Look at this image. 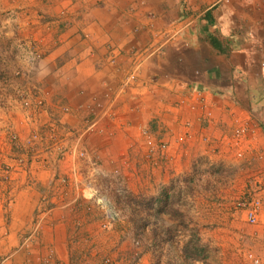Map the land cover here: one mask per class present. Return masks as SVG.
<instances>
[{
	"label": "crops",
	"instance_id": "1",
	"mask_svg": "<svg viewBox=\"0 0 264 264\" xmlns=\"http://www.w3.org/2000/svg\"><path fill=\"white\" fill-rule=\"evenodd\" d=\"M89 1L39 5L42 60L26 70L31 77L26 85L48 94L47 103L69 129L81 126L97 103L100 119L81 144L67 135L71 152L61 156L58 134L57 148L48 139L37 142L25 148L19 169L4 178L0 173V264H101L108 254L103 244L86 249L87 241L74 240L75 231H96L100 214L84 194L88 184L98 189L95 173L118 172L121 185L135 192L150 188L159 206V193L174 182L175 166L189 174L192 161L208 155L239 167L242 162L233 159L238 148L249 158L264 153V0H176V8L164 0L171 8L157 20L150 14L161 0H145L144 6L108 0L100 8ZM62 8L76 22L68 30L58 27L56 37L50 25L64 20ZM11 48L17 57L24 54L20 45ZM130 73L133 81L127 80ZM41 115L46 124V112ZM19 116L13 129L26 146L34 126ZM240 125L249 129L235 147L233 130ZM145 129L156 146L167 147L150 151ZM81 147L88 152L86 166L75 154ZM13 156L12 146L1 143L3 162L14 165ZM97 182L107 186L102 178ZM227 212L217 214L235 215ZM257 226L261 231H215L219 246L228 248L229 264L236 261L229 240L237 251L245 248L264 259L263 224ZM124 257L114 264H128Z\"/></svg>",
	"mask_w": 264,
	"mask_h": 264
},
{
	"label": "rangeland",
	"instance_id": "2",
	"mask_svg": "<svg viewBox=\"0 0 264 264\" xmlns=\"http://www.w3.org/2000/svg\"><path fill=\"white\" fill-rule=\"evenodd\" d=\"M91 1L96 5L95 7L100 8L104 7V3L108 0H90L89 3ZM172 1L176 8L177 1ZM76 2L77 0H67L64 6H73ZM114 2L120 5L125 0H114ZM131 2L141 6L148 3L145 0ZM46 3H54V0H0V130L2 132L0 144L6 145L7 142L12 146L17 154L13 156L16 162L18 159L24 160L21 155L25 154V148H31L37 142L44 143L45 139H48L44 134L48 133L51 127L56 128L54 134L60 135L59 142H62V148L71 152L67 135H72L77 141L76 132H82L86 123L85 119L81 126L76 127L77 129L67 128L58 121L59 118L54 114L55 108H51L47 103L48 94L39 92L37 86L33 88V85H26L27 80L31 78L26 70L42 60V54L37 46H40L38 40L43 35L44 19L40 18L42 13L38 9L39 5ZM165 3L161 0L159 6L163 8L157 6L156 12L152 11L153 13L150 14L151 19H162L166 15V9L171 6H166ZM64 8L59 11L60 16H64V20L57 22L58 19H54L55 24L50 25L55 27L53 31H56V35L53 36L59 35L58 27L60 30H68L76 22L73 15ZM27 41L30 42L29 49L24 45ZM12 45L14 47L20 45L24 54L20 53L17 57L15 55L17 52L11 48ZM42 112H46L44 118L46 124L51 122L47 127L42 115L40 116ZM61 112L66 114V109L61 108ZM19 114H23L26 120L29 118L34 126L28 132L26 146L22 145L18 132L13 129L14 122H20ZM150 132L151 130L149 134ZM13 135L16 136L15 139L12 138ZM37 137L38 139L31 140ZM84 138L85 136L81 142ZM66 141L69 143L66 144ZM86 150L81 147L75 153L77 159L85 166L89 158ZM81 151L85 156L79 155ZM207 156L192 161L189 174L176 166L172 169L174 182L170 188H163L159 193V206L156 203L158 196L152 194L150 188L141 192H135L131 188L126 189V186L121 185L118 172H113L111 175L101 172L93 174L92 182L98 187L93 189L96 199H88L86 193L84 194L86 199L94 203L100 218L98 216L99 221L95 223L96 231H75L78 236H75L77 238L74 237V240L87 241L86 249L95 247L99 249L103 244L104 248L100 249L108 251L104 259H108L112 264L119 261L120 254L125 256L128 264H136L141 260L144 264H229L228 248L223 249L219 246V235L215 231H261V229L258 226L248 225L240 211L231 217L226 216L227 218H221L222 215L217 214L218 209L233 214L231 202L240 197L243 190L241 179L247 176V172L244 167H237L231 161L227 166L220 163L218 158L213 160L206 158ZM91 158L90 165L95 167V161ZM233 159L237 157L234 156ZM3 164L5 162L0 158V169ZM98 178H102L107 186L101 187V183L97 182ZM102 198L108 199L119 214L108 230L101 228L104 217L98 199ZM158 209L159 214H157ZM229 241L228 251L230 254L231 249H234L235 264H243L247 250L240 247L237 251V246L233 247ZM81 244L82 242L79 243ZM94 257L98 260L100 256L96 253ZM103 260L101 264H104Z\"/></svg>",
	"mask_w": 264,
	"mask_h": 264
},
{
	"label": "built area",
	"instance_id": "3",
	"mask_svg": "<svg viewBox=\"0 0 264 264\" xmlns=\"http://www.w3.org/2000/svg\"><path fill=\"white\" fill-rule=\"evenodd\" d=\"M135 74L130 73L127 76L128 81H133L135 79ZM41 104V102H39ZM101 109V105L99 103L96 104L95 110H91V113L89 115V118L86 119L85 126H83L82 132H76V138L77 142L81 144V139L83 136H86L90 133H92L98 124V121L100 119V116L98 115L97 111ZM188 126V125H186ZM55 127H51L49 129V135L48 140L50 141V145L52 144V148H57V135L54 134ZM249 126L247 125H240L237 126L233 130V144L235 147H239L242 140L246 139L247 133H248ZM144 136L146 135L147 138V145L150 148V151L155 150L156 148H159L160 150H164L167 147L166 143H160L157 146L152 142V140L149 138V131L147 129L143 130L142 133ZM45 136V134H44ZM185 136H188L186 133ZM46 137V136H45ZM13 139L16 138L15 135L12 136ZM187 138V137H186ZM37 138H33L31 140H35ZM29 149V148H27ZM60 154L61 156L69 153V150L67 152V149L60 147ZM49 150V149H48ZM81 156H85V153L83 151L80 152ZM237 160L242 162V165L244 167L245 172H247V176H244L243 180V190L240 195V197L235 198L231 204H232V210L233 214H236L238 211H240L243 214V218L245 222L248 225L251 226H257L263 224L262 227V233L264 235V221H261V208L262 204L264 202V153L257 154L256 158H249V155H246V153L238 148V151L236 152ZM262 163V164H260ZM24 164V160H19L14 164H3L0 173L2 174V177H6L8 173L15 171V169H19ZM239 166V167H241ZM15 168V169H14ZM88 190L86 191V196L88 199H94L95 198V191L93 190V185L88 184L87 186ZM96 199V198H95ZM98 203L102 209L103 213V221L101 223V228L104 230H108L111 228L113 223L117 220L119 214L116 211V209L111 205L108 199L102 198L98 199ZM104 264H112L111 261L108 259H104ZM44 264H52L51 260H46ZM243 264H264V259L254 255L252 252L247 251L245 254V259Z\"/></svg>",
	"mask_w": 264,
	"mask_h": 264
}]
</instances>
